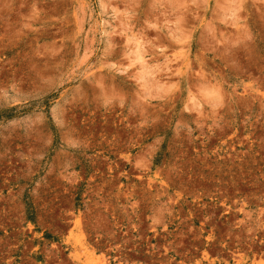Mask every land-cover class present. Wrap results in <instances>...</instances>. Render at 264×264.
Segmentation results:
<instances>
[{
    "label": "rangeland",
    "instance_id": "374dc122",
    "mask_svg": "<svg viewBox=\"0 0 264 264\" xmlns=\"http://www.w3.org/2000/svg\"><path fill=\"white\" fill-rule=\"evenodd\" d=\"M0 264H264V0H0Z\"/></svg>",
    "mask_w": 264,
    "mask_h": 264
}]
</instances>
